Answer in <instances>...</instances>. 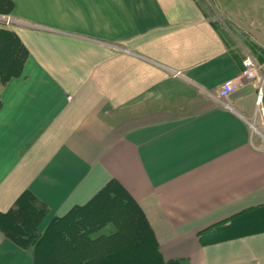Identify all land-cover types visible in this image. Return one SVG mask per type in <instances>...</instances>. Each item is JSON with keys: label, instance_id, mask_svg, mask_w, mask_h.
<instances>
[{"label": "crops", "instance_id": "1", "mask_svg": "<svg viewBox=\"0 0 264 264\" xmlns=\"http://www.w3.org/2000/svg\"><path fill=\"white\" fill-rule=\"evenodd\" d=\"M10 1L0 26L28 56L0 82V212L30 191L48 209L42 232L116 180L164 260L264 264V228L224 232L264 211V128L251 130L255 87L241 76L250 55L264 78V28L228 0L212 3L232 30L197 0ZM230 79L241 86L221 101ZM0 264L33 252L0 231Z\"/></svg>", "mask_w": 264, "mask_h": 264}, {"label": "trees", "instance_id": "2", "mask_svg": "<svg viewBox=\"0 0 264 264\" xmlns=\"http://www.w3.org/2000/svg\"><path fill=\"white\" fill-rule=\"evenodd\" d=\"M10 0H0V15H9ZM28 52L15 33L0 26V82L22 73ZM1 107V100H0ZM47 207L30 191L23 192L6 212H0V231L24 250H32L34 264H185L184 259L164 260L154 232L133 197L110 180L86 204L74 206L53 218L44 231ZM108 225L115 231L94 235ZM264 228V211L237 216L227 234ZM98 249H95V247ZM97 250V251H96Z\"/></svg>", "mask_w": 264, "mask_h": 264}, {"label": "built area", "instance_id": "3", "mask_svg": "<svg viewBox=\"0 0 264 264\" xmlns=\"http://www.w3.org/2000/svg\"><path fill=\"white\" fill-rule=\"evenodd\" d=\"M7 19V23H9ZM241 76L246 81L253 83L255 87V107L253 118L249 122L251 130L260 133L257 124L264 128V78L258 75L257 66L250 55H246L242 62ZM241 86V82L236 79L225 81L218 90V98L225 101L235 90ZM227 109H231L228 103L222 102Z\"/></svg>", "mask_w": 264, "mask_h": 264}, {"label": "rangeland", "instance_id": "4", "mask_svg": "<svg viewBox=\"0 0 264 264\" xmlns=\"http://www.w3.org/2000/svg\"><path fill=\"white\" fill-rule=\"evenodd\" d=\"M197 1L205 9H207V7H210V9H212V8L214 9L215 8L214 10L216 12H218L219 16L221 17L220 26L222 28L228 27L229 29L232 30V26H231V24H229L230 20L225 18V15L221 11H218L216 9V6H214L213 3H212L213 0H197ZM224 5L232 6L233 8L236 9L237 12L238 11H243L244 13H248L242 20L243 25H245V27L247 29H257L259 26L264 28V0H228V2L225 3ZM212 10H211V12H212ZM7 19H9L7 16H4V15L0 16V22H2V23L6 22V24H7ZM252 24H254V25H252ZM232 37H234L239 42H241V44L243 46L248 45V43L251 40H254L251 36H248V35L239 36V35L235 34ZM257 126H258V124H257ZM103 230H104V233H106V235H108V234H111V233H113L115 231V227L113 225H108L105 228H103L102 231ZM95 249H98V247L96 246Z\"/></svg>", "mask_w": 264, "mask_h": 264}]
</instances>
